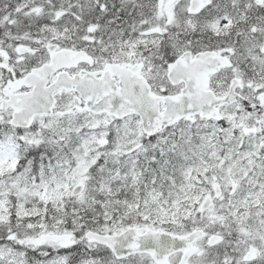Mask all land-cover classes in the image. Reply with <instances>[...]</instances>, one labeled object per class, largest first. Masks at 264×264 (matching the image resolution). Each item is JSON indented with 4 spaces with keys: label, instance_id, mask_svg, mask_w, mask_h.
Returning a JSON list of instances; mask_svg holds the SVG:
<instances>
[{
    "label": "snow or ice",
    "instance_id": "1",
    "mask_svg": "<svg viewBox=\"0 0 264 264\" xmlns=\"http://www.w3.org/2000/svg\"><path fill=\"white\" fill-rule=\"evenodd\" d=\"M0 264H264V0H0Z\"/></svg>",
    "mask_w": 264,
    "mask_h": 264
}]
</instances>
